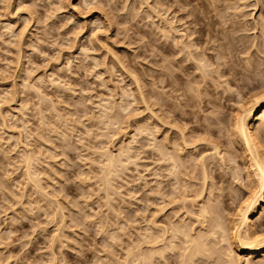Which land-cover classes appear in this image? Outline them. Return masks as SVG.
Listing matches in <instances>:
<instances>
[{"label": "rangeland", "instance_id": "374dc122", "mask_svg": "<svg viewBox=\"0 0 264 264\" xmlns=\"http://www.w3.org/2000/svg\"><path fill=\"white\" fill-rule=\"evenodd\" d=\"M144 1L0 0V264H127L130 255L138 252L140 240H148L147 234L156 230L152 224L156 208H161L156 218L164 225L177 221L178 213L173 215L179 211L180 219L188 221L186 209L177 211L180 203L164 209V202L154 193L156 179L163 180L161 193L168 188L166 163L154 155L155 140L160 146H172L171 150L174 143L182 144V137L195 141L191 147L175 145L183 146L184 150L178 147L176 151L183 156L181 162L185 159L188 172H193L187 178L197 176L191 181L199 183L196 173L210 167L207 180L216 187L212 186V196L208 193L204 197L205 192L203 198L218 207L222 202L227 216L234 210L236 213L248 194L257 190L253 188L257 185L255 168L249 171L246 152L241 145H230V124L243 103L264 97V52L257 51L255 45L264 41V4L259 9L253 5L256 0H247L252 4L248 7L241 5L247 1H239L242 10L237 8L236 19L244 21L247 30L231 36L248 41L250 55L240 54L239 59L233 53L242 62L239 65L233 59L238 64L235 67L228 59L235 70L258 62L257 72L263 70L262 74L254 70L250 75L247 68L242 74L239 67L235 76L226 72L221 79L211 74L217 77L212 84L206 74L207 88L196 65L184 63L185 68L177 63L179 54L172 39L168 43L175 48L174 53L163 50V24L147 10L163 0ZM163 2L161 9L170 4ZM172 9L162 15L177 21L176 17L185 13H170ZM187 17L175 21L174 26L184 30ZM258 117L256 126L262 123ZM103 151H107L104 156ZM28 155L38 158L32 157V165L25 167ZM107 156L117 163L123 159L115 164L118 170L112 172L110 178L114 179L108 186L101 181ZM193 164L199 170L196 173ZM158 171L160 176L156 177ZM233 172L239 178H234ZM209 186L207 190H211ZM217 196L223 201H213ZM233 205L237 207L234 210ZM231 213L228 217L232 219L235 216ZM255 216L256 227L263 225L264 211ZM141 235L145 239H140ZM146 240L141 241V249L147 247L143 251L151 248L150 239L149 245ZM129 249L135 253L130 254ZM237 252L239 258L246 259L245 252ZM167 256L169 264H178L177 257ZM261 256L250 257L253 264H264ZM134 257L128 263L135 262ZM157 264L164 263L160 260Z\"/></svg>", "mask_w": 264, "mask_h": 264}, {"label": "bare ground", "instance_id": "6f19581e", "mask_svg": "<svg viewBox=\"0 0 264 264\" xmlns=\"http://www.w3.org/2000/svg\"><path fill=\"white\" fill-rule=\"evenodd\" d=\"M146 1H148V0H146ZM146 1H144V2H146ZM163 1H158L156 3L157 5L161 4V5H158V7L156 5H155L156 7L149 5L151 7H149V9L147 8L148 11L150 10L149 16L151 17V14H152L153 18L161 20V22L163 24L162 35H163L164 40H165L163 50L170 52V53H174V50H175L174 47H176L177 51H175V53L179 54V55L176 54L177 57L179 56L178 59L176 60L177 63H183V64L187 63L188 65L193 63V66L196 65L197 70L198 71L201 70L200 72H202L201 76L203 78L200 76L201 82L203 81V83H205L204 84L205 86H207L206 84H208V85L210 84V83H207L208 80H210V79H211V81L214 80L217 75H218L217 77H221V79L225 76V74H227L226 72H231L228 75L234 74L233 76H235L236 75L235 72L240 67V66L239 67L237 66L238 68H236L237 70H235L234 69V67L236 66L235 64L238 63L240 65L242 63L241 61H240L241 63L239 61H237L236 60L237 58H235V57H237L240 54H244V53H245V55H246V53L248 55H250L248 51L251 49V48L249 49V46L247 45L248 41L244 42L240 37H235L234 35L231 36V33H233V32H238L241 29H246L245 27L247 25V24H243L244 21L242 22V20L236 19V18H238V16H237L238 12H236V11L238 9H239L238 11H240L241 5L243 6L245 4L244 7H248L252 4L247 0H244V1L245 2L247 1L246 3H248V4L241 2L242 3L241 5L239 2L240 0H168V2L170 4H168V2H167L166 5L167 4L168 5L164 9H161L160 6H162L165 3ZM262 4H264V0H256L253 3V5H255V7L257 5H259V9H260V6L263 7ZM164 6L165 5H163V7ZM188 6H191V7H189V9H188L187 8ZM173 7H174V9H172L170 13H176V12L179 13L181 10H182V12H185L184 14H181L178 17L174 16V20H175V17L177 19V21L175 20L176 22H178L179 20L182 21L187 16H189V17L192 16V19L190 18L191 20H189V18L187 17L189 22L185 21L184 25L185 24H188V25L185 26L184 30H178L174 26V24L176 23L175 21H172L171 18L168 19L166 16H163L167 12L169 13L170 9ZM29 9L30 8H28V10L27 9L26 10L28 12H30ZM161 10H163L164 13H161L162 12ZM230 10L233 11V13L230 12ZM228 11L231 14H229ZM32 12H34V11H32ZM197 12H198V14H197ZM227 14L229 17H225ZM244 16H246V15L244 14L243 17ZM241 17L242 16H239V19ZM223 18L226 20H223ZM164 24H165V26H164ZM217 25L219 26L218 28H216ZM262 29H264V25H262ZM243 38L245 40V37H243ZM169 39L173 40V45H174L173 48L168 43ZM257 42L255 44L256 50L264 52V41H262L259 44ZM154 47H156V46H154ZM170 48H172V49H170ZM235 52L238 54H236ZM233 53H235V55H237V56H235V55L233 56ZM172 55H174V54H172ZM232 57H234V58H232ZM168 58H169V56H168ZM238 58H239V56H238ZM228 59L232 60V61H230V63L233 62V59H235V61H237V63L233 62L234 67L232 66L233 64H230V65L228 64V61H229ZM239 59H242V58H239ZM244 59H246V58L244 57ZM244 59H243V62H244ZM247 59L249 60V58H247ZM163 60H165V59H163ZM248 60L246 61V63L249 62ZM166 62H168V61H166ZM163 64H165V63H163ZM254 64L253 65L251 64V66H249V68L253 66V68H254L253 70L250 68L252 71H248L249 68H247V67H248V65H250V63H248V64H246L247 67L244 65H243L244 67L241 66L239 69L240 70L239 72H241L242 74H245L243 72V70H245L247 68V70H245V71L248 73L251 72V73H249L250 75H252V72L254 70H255L254 73L259 74V75L262 74L261 72H263V70H261V72L259 71V73L257 72L258 69L260 70V64H258V62H255ZM165 66H167V65H165ZM179 66L183 67L180 64H179ZM184 66H185V68L187 67L186 64H184ZM230 66H232L233 68L231 69ZM241 69H242V71H241ZM213 73L214 74L216 73L215 77L212 76ZM241 73H239V74H241ZM206 74H209L210 78L207 77ZM249 74L246 73V75L250 76ZM170 76H171V74H170ZM172 76H173V73H172ZM167 77H169V76H167ZM227 77H230V76H227ZM205 78H209V79L206 81ZM173 79H175V78H173ZM242 79H243V77H242ZM226 82L229 83V81H226ZM212 83H213V81L211 82V84ZM201 86H202V84H201ZM191 88H193V87H191ZM207 88H209V87L207 86ZM207 88H206V90H207ZM189 89H190V87H189ZM183 90L184 89H182V91ZM193 90L191 92H193ZM197 91H199V90H197ZM184 95H185V97H188L187 94H184ZM261 96H260V98H259V96L256 97V99L253 101L247 100L248 102L245 103V105H244V103L242 106L240 105L241 106L240 111L237 112V114L234 116V118L231 117L233 120V121H231L232 124L229 123L230 125H232L231 136L233 138L231 137V139H232V142L230 144L231 147H233L234 145H237V147H239V145H241L240 147H242L243 153L245 154V152H246V157L244 159H247L249 171L252 170V169L250 170V167L255 168L254 171L256 173H253V175L256 174V176H257L256 180H255V176L253 177L255 180V182L253 180L254 184L255 183L257 184V185H254L253 188L256 186L257 190H255L256 188H254L253 189L254 192L251 193L253 191L252 190L250 192L251 195L248 194L247 198H245L246 201L242 202L243 204H241V205L239 204L240 205L239 208L235 207V208L239 209V210L236 209V211H237L236 213H234V211H235L234 205L232 207L230 206L231 209L234 208L233 209L234 211L232 213L229 212V214H228V216H229L231 213V215H232L231 217L235 216L232 219L229 218L230 216L229 217L227 216L228 212L223 213V212H225L224 211L225 209H223V206H221V203H222L221 201H223V200H221L218 197L219 195L214 200L211 197L213 201H215L217 199L221 200V201L218 200V202H217V203H219V201L221 202L219 207L217 206L218 204L217 205L211 204V203H216V202L210 203V199L203 198L205 192L207 193V196H204V197H208L209 195L212 196V193H213L212 192V189H213L212 186H215L213 184V182H211L212 180L208 181L209 180L208 175L211 174V173L208 174V171H207L208 167L202 168L203 173L200 174L201 172L196 173L199 170L194 169V167H195L194 164H196V163L193 164V169H194L193 171L194 172L196 171L195 173L199 174L198 179L200 178L199 183L202 186L198 187L199 183L195 182L196 184H194V182L191 181L193 178L195 181L197 180V179H195V178H197L196 175H195L196 177L191 176V177L187 178V176L191 175L192 170H191V172H188V169H186L185 165H184L185 159L183 162H181V160H182L181 156L182 155H179L178 154L179 150L178 151H176V150L181 145H184L185 147L190 146V145H194L193 143H195V141L191 143V140H186L187 137H182V144L180 145V143L178 142L180 146L177 145L176 146L177 148H175V145L178 143H174L175 144L174 145L175 152H171V151H174V150H171L172 146L168 148L167 147L168 144L165 147H163L161 145L163 147L162 148L160 145H158L159 143H157V141L154 139L156 142L154 144V149H153L156 152V154H154V155L157 156L158 160L160 159L164 163H166L165 169L167 171V174L165 175V179H166V177H168V179L165 180L166 181L165 187L168 186V188H170V189L167 188L168 190L166 189L165 193L164 192L161 193L160 192L161 189L159 188V186H163V184H162L163 180L156 179L155 180L156 189H155V192L154 191L153 192L156 193L157 197L159 195L160 198H157L158 200L162 199L161 202L162 203L164 202L163 203L164 206H162V208H164V207L166 208V206L171 205V204L176 205L177 203H180L179 205H177L178 210L177 209L176 210L177 211L182 210L181 208L186 209L185 212L187 213L188 221L186 219H180L181 217L179 215V212H180L179 211V212H175L173 215V217L174 216L176 217V214L178 213L177 215L179 216V219L177 221H171L170 220L167 223H165V225H164L163 223L158 222V219L156 218V216L158 215L161 208L160 209L156 208L155 209L156 212L153 211V214H155L154 219L152 218L153 219L152 224L154 225L153 228H155L156 230H154L153 234H151V235H148L147 233H145V232H150V231L145 230L144 233L147 234V237L145 236V234H143L148 240L150 239V241L148 243L151 244V248L149 250L147 249L148 251H143V250H146L147 247H145V249H143L144 246H142V249H141L140 246L142 245V243H141L142 240H140V239H145V237L143 235H141L140 239L138 238L140 240V243L137 244V242H136L137 245H140V246H136L137 248L138 247L140 248V249L138 248V250H136V252L137 251L138 252L135 253V252H133V250L129 249L131 252L130 254L135 253V255L134 254L133 255L136 258L133 255L132 256L136 259V261H135V259H134V261L137 262V264H141V263L143 264L146 262H148L149 264H157L160 260H162L164 264L166 261H168V264H169V260H168L169 257L167 255L170 253H171V256L177 257L178 264H240V262L242 264H253L254 262H252V260H253L252 258L254 257L255 254H260V255H262L261 257H264V224L262 225L260 223V225L256 227L255 224H257V223H255V221L253 220L256 217L255 214H258L260 210L264 211V134H262V132L264 131V97H261ZM200 100H202V99H200ZM196 102H197V100H196ZM177 105H179V104H177ZM104 108H102V109H104ZM259 114L261 115L260 118L258 117ZM257 117H258V119H262L261 121H259L260 123L262 122L261 124L259 123L260 124L259 126H256L257 125L256 123L258 122L256 120ZM143 128H145V127H143ZM152 132H151V134H152ZM209 137H212V136L210 135ZM229 137H230V135H229ZM153 138H154V136H153ZM188 139H189V137H188ZM200 139H203V138H200ZM200 139H199V141H200ZM154 140H152V141L154 142ZM48 141H46V142H48ZM196 141H198V140H196ZM167 142H169V141H167ZM211 142H212V139H211ZM214 142H216V141H214ZM170 143L171 142H169V144ZM231 147H229V148H231ZM181 148H182V150H184L183 146L180 147V149ZM214 148L217 149L218 146L214 145ZM189 149H188V151H189ZM123 150H126V149H123ZM128 150H130V149L128 148ZM121 151L122 150H120V152ZM186 151H187V149H186ZM104 152L105 151L102 152V155ZM106 152H105V155L107 154ZM33 154L31 153V155H33ZM124 154H125V152H124ZM124 154H122V155H124ZM127 154L128 153H126L124 156L126 157ZM224 154H226V153H224ZM191 155H192V153H191ZM217 156H219L220 159H224L223 157H225V156L222 157V154H220L219 152H218ZM32 157L33 156L28 155V156H26L25 160L23 158V160H24L23 162H25V164H26V165L24 164L25 167H27V166L30 167V165H32L31 164L32 163ZM118 157H119V155H118ZM192 158H194V157H192ZM195 158H197V157H195ZM200 159H202L201 156H200ZM232 159H230V161H232V164H233L234 160H232ZM106 160H107L106 161L107 167H105V168L102 167L101 171H103V169H105L104 170L105 172L103 171V173L105 175L104 174L102 175L104 177H102L103 180L101 178V181L105 182L106 184H104V185L108 186V184H110V181L114 179L113 177H112V179L110 178L112 176L111 175L112 172L115 173V170H118V169H114V167L117 166L115 164H118L119 162L123 161V159L121 161H120V159H118V163H117V162H115L113 157L107 156ZM155 161L157 162V160H155ZM193 161L195 162L196 159ZM198 161H196V162L198 163ZM230 161L229 162L227 161V162L231 163ZM202 162H203V160H202ZM227 162H225V163H227ZM201 163H199V164H201ZM203 163H205V162H203ZM121 164L122 163H120L119 165H121ZM206 165H207V163H206ZM202 166H203V164H202ZM155 168H156V170L155 169L154 170L157 171V168H159V167L157 166ZM227 168H228V166H227ZM230 168H231V165H230ZM208 169L210 171V167ZM229 170H232V169H229ZM32 173H31V175H33ZM161 174L163 175V173H161ZM236 174L237 173H235L236 177H234V172H233V177L237 179L239 177H237ZM249 174L251 175L252 173H249ZM192 175H193V172H192ZM250 175L249 176L247 175V176L250 177ZM155 176L156 177L160 176L159 171L155 173ZM28 177H29V175H28ZM33 177H35V176H33ZM201 177H202V179H201ZM32 179H34V178H32ZM32 179H30V181H32ZM36 180H37V178H36ZM200 181H202V182H200ZM34 182L37 184V182L35 180H34ZM209 182H211L212 184ZM209 184H210V186H209ZM33 185H35V184L33 183ZM109 186H111V185H109ZM195 186H196V188H195ZM208 186L211 190L206 189ZM105 189H106V187L104 188V191H105ZM110 189H111V187H110ZM111 192H112V189H111ZM208 193H209V195H208ZM214 194L217 195V193H214ZM214 197H216V196L214 195ZM154 203H157V202H154ZM154 203H153V205H155ZM173 208H175V207L173 206L172 210H173ZM222 209H223V211H222ZM220 210L222 211V213ZM156 213H157V215H156ZM225 214H226V216H225ZM181 215H183L184 217L186 216V215H184V213ZM178 216H177V218H178ZM158 223L160 226L158 225ZM161 224H163L162 227H161ZM148 227L149 228H147V229H150V226H148ZM150 230H153V229H150ZM115 237H117V234ZM118 237H119V235H118ZM112 238L113 237L111 236V239ZM145 240H143L142 242L145 243ZM148 240H146V243ZM110 243H112V242H110ZM136 247H135V249H136ZM239 250L246 253V259L244 258L245 256L243 257V259L239 258V255L237 252ZM126 254L128 255L127 257L129 258L128 252ZM132 256L130 255V257L132 259L129 258V261L133 260ZM250 257H252V258H250ZM126 260H128V259H126ZM128 262H127V264H131ZM135 262H133V263H135ZM123 264H126V261ZM166 264H167V262H166Z\"/></svg>", "mask_w": 264, "mask_h": 264}]
</instances>
